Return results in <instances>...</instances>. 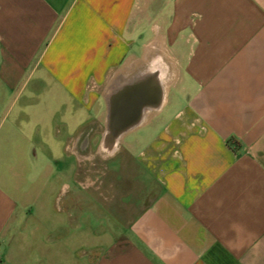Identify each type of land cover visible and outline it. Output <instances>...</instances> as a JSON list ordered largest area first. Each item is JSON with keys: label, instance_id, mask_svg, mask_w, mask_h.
<instances>
[{"label": "crops", "instance_id": "crops-1", "mask_svg": "<svg viewBox=\"0 0 264 264\" xmlns=\"http://www.w3.org/2000/svg\"><path fill=\"white\" fill-rule=\"evenodd\" d=\"M152 62L165 103L103 191L105 93ZM63 147L101 211L47 202ZM0 264H264V0H0Z\"/></svg>", "mask_w": 264, "mask_h": 264}, {"label": "water", "instance_id": "water-1", "mask_svg": "<svg viewBox=\"0 0 264 264\" xmlns=\"http://www.w3.org/2000/svg\"><path fill=\"white\" fill-rule=\"evenodd\" d=\"M167 78L168 69L160 63L152 62L150 66L107 89L104 96L105 127L99 145L103 155H115L126 135L141 127L148 115L162 109Z\"/></svg>", "mask_w": 264, "mask_h": 264}, {"label": "rangeland", "instance_id": "rangeland-1", "mask_svg": "<svg viewBox=\"0 0 264 264\" xmlns=\"http://www.w3.org/2000/svg\"><path fill=\"white\" fill-rule=\"evenodd\" d=\"M96 117L97 116L93 112L88 115V121L90 122ZM104 127H105V124L103 126V130H104ZM86 133H84L82 138L86 137ZM128 136L129 135H126L123 138L121 142V146H120L121 148H119L118 152L111 157H107L99 151L101 137L97 135L96 133V138L94 139L93 142H91L90 147L86 151L89 159H92V161L89 162L88 164L89 171H91L92 173L96 171H102V170L104 172L107 171L108 175L106 178L108 179H111V178L118 179V175L120 174L119 172L125 175H127L131 171L136 172V168H134V166L129 162L128 154L126 152L127 143L129 139ZM57 161L58 163L51 165L54 168V177L51 180H48V181L44 180L40 182V186L47 185L46 187L48 189L53 190L51 194L49 193L48 195H46V200L50 205L56 204L57 202L64 204L65 202H67L68 199H70V195H69L70 193L71 194L81 193L83 197L87 199V202L92 203L93 205H96L99 211L105 208L103 207V204L101 202L102 200H101L99 192L89 187L81 188L78 182L74 180L75 175L79 171V167L76 163V157L74 154L71 153V156H69L68 152L66 151V148L63 147L61 157ZM121 162H122L121 169H119ZM84 170L85 169L80 170L81 173L80 175H78L79 180L80 179L84 180L85 178ZM108 183L111 184L110 182ZM107 185L102 189L103 191H106L109 189ZM125 185L127 186L129 184L126 183ZM141 190H142L141 188L133 189L132 198L134 196L136 197L138 191L140 192ZM133 203H135L134 198L129 206H125L126 210L124 212H121V211L117 212V210L115 209L113 210L114 207H112V205H110L108 208L110 209L109 211H112L111 213L114 215V217L118 218L120 224H126L128 220L130 219V217L133 215V209L135 207V204ZM104 212L106 215L108 214V212L105 209H104ZM85 215H86L85 217H87V219L89 220L93 217L92 215H94V212L92 211L90 212L88 210L86 211ZM113 230H115V232L118 231L120 236L124 235V229L122 228H117V229L113 228Z\"/></svg>", "mask_w": 264, "mask_h": 264}, {"label": "flooded vegetation", "instance_id": "flooded-vegetation-1", "mask_svg": "<svg viewBox=\"0 0 264 264\" xmlns=\"http://www.w3.org/2000/svg\"><path fill=\"white\" fill-rule=\"evenodd\" d=\"M93 133H86V137L83 139V143L85 142V141H87V140H89L90 139V136L92 135ZM96 178H97V182H98V185H100L101 186V188H103V187H105L107 184H108V181H109V179L108 178H106L107 177V175H108V173H107V171H96ZM108 180V181H107ZM109 187H110V184H109Z\"/></svg>", "mask_w": 264, "mask_h": 264}]
</instances>
